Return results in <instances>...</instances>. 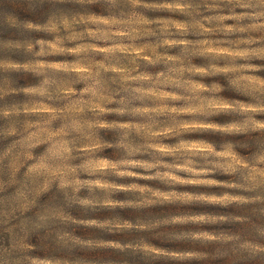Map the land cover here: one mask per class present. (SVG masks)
Instances as JSON below:
<instances>
[{
    "label": "clouds",
    "instance_id": "9594fccd",
    "mask_svg": "<svg viewBox=\"0 0 264 264\" xmlns=\"http://www.w3.org/2000/svg\"><path fill=\"white\" fill-rule=\"evenodd\" d=\"M0 24V264H264V0Z\"/></svg>",
    "mask_w": 264,
    "mask_h": 264
},
{
    "label": "rangeland",
    "instance_id": "374dc122",
    "mask_svg": "<svg viewBox=\"0 0 264 264\" xmlns=\"http://www.w3.org/2000/svg\"><path fill=\"white\" fill-rule=\"evenodd\" d=\"M13 3H15V0H13ZM20 15L21 16H24L25 13L23 12H20ZM0 33L4 34V35H8V33L5 31V26L0 24ZM123 215H127V213H122ZM108 238H111V237H108Z\"/></svg>",
    "mask_w": 264,
    "mask_h": 264
}]
</instances>
